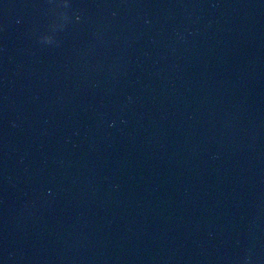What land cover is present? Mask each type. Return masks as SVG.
Returning a JSON list of instances; mask_svg holds the SVG:
<instances>
[{
	"label": "water",
	"instance_id": "obj_1",
	"mask_svg": "<svg viewBox=\"0 0 264 264\" xmlns=\"http://www.w3.org/2000/svg\"><path fill=\"white\" fill-rule=\"evenodd\" d=\"M0 264H264V0H0Z\"/></svg>",
	"mask_w": 264,
	"mask_h": 264
}]
</instances>
